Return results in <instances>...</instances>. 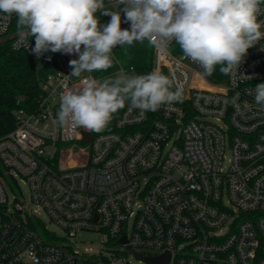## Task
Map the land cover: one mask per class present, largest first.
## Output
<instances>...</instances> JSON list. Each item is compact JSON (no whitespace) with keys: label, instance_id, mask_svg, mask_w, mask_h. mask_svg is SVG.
Returning a JSON list of instances; mask_svg holds the SVG:
<instances>
[{"label":"built area","instance_id":"obj_1","mask_svg":"<svg viewBox=\"0 0 264 264\" xmlns=\"http://www.w3.org/2000/svg\"><path fill=\"white\" fill-rule=\"evenodd\" d=\"M104 3L130 29L124 5ZM96 15L101 26L111 19ZM5 39L35 63L41 92L32 109L15 111L16 128L0 139V264H148L144 258L167 254V264H264V110L254 100L264 83V39L234 73L217 68L212 76L182 59L177 44L162 50L145 41L151 72L174 78L181 101L144 114L127 105L117 131L97 135L56 121L61 93L91 76H71L78 56H37L32 37L29 48L18 44L15 16L0 31ZM19 182L36 209L10 198ZM81 233L105 236L97 254L73 242Z\"/></svg>","mask_w":264,"mask_h":264},{"label":"clouds","instance_id":"obj_2","mask_svg":"<svg viewBox=\"0 0 264 264\" xmlns=\"http://www.w3.org/2000/svg\"><path fill=\"white\" fill-rule=\"evenodd\" d=\"M130 29L121 28L120 10H108L104 0H0V21L16 17L18 44L32 52L76 55L71 76L107 70L114 64L113 49L147 41L168 50L175 43L182 59L203 69L202 75L234 73L248 50L264 39V0H118ZM100 13L110 16L100 25ZM83 46V48H82ZM182 99L174 78L159 69L129 75L121 70L102 80L88 76L83 87L61 93L56 121L61 126L104 131L126 104L142 114L171 106ZM254 100L264 110V83L254 88Z\"/></svg>","mask_w":264,"mask_h":264},{"label":"trees","instance_id":"obj_3","mask_svg":"<svg viewBox=\"0 0 264 264\" xmlns=\"http://www.w3.org/2000/svg\"><path fill=\"white\" fill-rule=\"evenodd\" d=\"M35 63L24 53L13 52L10 40L0 42V139L16 128L15 111L36 105L40 95ZM20 103V104H18ZM121 109L113 115L107 128L94 135L116 132V121Z\"/></svg>","mask_w":264,"mask_h":264},{"label":"rangeland","instance_id":"obj_4","mask_svg":"<svg viewBox=\"0 0 264 264\" xmlns=\"http://www.w3.org/2000/svg\"><path fill=\"white\" fill-rule=\"evenodd\" d=\"M1 41L2 40H0V42ZM152 57V48L146 42H134L132 45H126L125 47L122 45H117L113 49V66L107 70L93 71L90 73V75L95 79L102 80L104 78L114 77L121 70L128 74L130 68H134L135 70L133 75L148 74L151 72ZM44 69H46V67H44ZM41 73L42 70H40L39 75H41ZM71 146L72 144H69L66 147ZM79 147H83V145L79 143L74 150L78 151ZM9 195L11 199L15 197L17 201L20 202L21 205L26 206L27 209H36L31 204L29 188L24 183L19 182V187L14 186L12 191H9ZM39 218L51 232H54L61 237L65 235L56 224L50 222L48 215L43 211H40ZM41 235L42 237H45L43 232H41ZM105 240L106 238L102 234L81 233L73 242L77 244L80 249H92V253L97 254ZM135 264L145 263H138L135 261Z\"/></svg>","mask_w":264,"mask_h":264},{"label":"water","instance_id":"obj_5","mask_svg":"<svg viewBox=\"0 0 264 264\" xmlns=\"http://www.w3.org/2000/svg\"><path fill=\"white\" fill-rule=\"evenodd\" d=\"M84 136H85V138L83 140V144H88L91 140V135L89 133H84ZM136 256H137V258H142L139 255H136ZM143 260L148 264H167V262L169 260V254L158 257V258H153V259H150V258L145 259L144 258Z\"/></svg>","mask_w":264,"mask_h":264}]
</instances>
